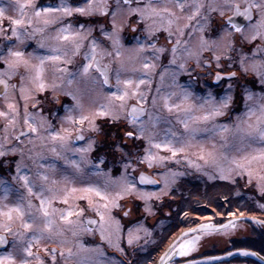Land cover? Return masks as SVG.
Returning a JSON list of instances; mask_svg holds the SVG:
<instances>
[{"label":"snow or ice","instance_id":"6c2138e0","mask_svg":"<svg viewBox=\"0 0 264 264\" xmlns=\"http://www.w3.org/2000/svg\"><path fill=\"white\" fill-rule=\"evenodd\" d=\"M159 0H148L141 6L142 0H115V9L109 7L107 0H60L59 4H42L37 3V0H16V9L18 16L16 18L9 17L10 28L5 27L2 23L4 10L0 9V62L5 67L0 70V96H2L6 110H0V118L4 120L2 137L3 143H0V157L12 154L19 155L20 160L16 162V175L13 179H19L22 182L23 189L27 192L26 198L23 194L17 193L16 203L8 205L0 202V218H4V222H0V231L7 235H0V248H3L11 243L12 248L17 247L18 242H27V246L23 247L22 251L26 253V257L21 258L19 264H29V259L33 257V244H39L42 241L55 242V238L62 233L54 231L55 218L66 225H73L79 222V218L83 216L85 209L76 207L69 203L70 199L79 192L82 193L80 200H87L88 210L95 209L96 214L100 216V233L101 240H107L109 246H114L119 252L124 253L125 249L119 243L120 231L119 221H115L116 230L105 236V214L101 212V205L94 203L91 199L92 195L99 197L105 201L103 208L110 211L111 208H119L117 203L125 195L135 193L137 198L145 202L144 212L151 214L153 205L149 203L153 198L160 199L169 194L168 189L177 175L170 171L160 173L156 172L157 167H163L165 161L175 160L179 163V157L184 155V159L189 166H194L198 170L203 166L211 165L218 169L222 180H232L235 182V176L241 178L247 177L248 183L252 184L255 180L257 190L261 197H264V58L257 59V54H264V47L258 46L252 50V55L249 56L244 48L245 42L252 43L258 37L264 41V0H244V7L235 0H209L207 8L211 12H219L221 18L224 17V11L230 9L232 16L227 19H221L219 22H214L212 31L215 38L206 40L202 35L199 41V50L195 53L197 67H200V52L208 51L212 53L211 60L205 61L202 65L205 68H210L212 63L216 65L215 80L222 82L228 80V86L219 100L208 93V99H203V103H192L193 93L188 91L176 81V76L179 72L185 71L190 74L191 69H187L184 63H180L174 72L171 73L172 84L179 91L166 92L161 95L159 86L156 88V94L152 95L151 104L152 110L146 107L150 92L142 90L143 85H151V74L154 73L157 65L149 62L145 55V48L151 49L148 55H151L154 61H158L162 54L166 53L167 49L164 46L157 47L156 41L159 39L154 34L150 25H145L143 31L147 33L144 37V42L141 43V37L136 36L134 39L139 44L138 56L129 57L125 61L122 57L121 44V29L129 20L122 21L119 25L117 22L118 15H121L124 8L129 17L138 18L137 25L159 16L161 13L168 14L167 23L169 26L173 22L179 23L180 17L169 7L164 6L158 8L154 6ZM133 3L136 7H133ZM175 6L182 12L191 10V14L185 18L188 21L196 20V24L186 23L183 27L177 28V32L182 37L188 35L189 38L193 32H185V29L193 28V31H204V24L201 23L200 13L205 8L202 0H175ZM253 9L256 10L258 19L253 24L254 19ZM111 16V31L108 30L106 24L96 21L93 23L92 18L98 16ZM79 17L89 18L87 22H83ZM235 17H243L247 21L248 26L252 29L251 35L245 34V25L243 22H237ZM67 18V19H66ZM206 20V17L204 18ZM34 22L38 27H33ZM51 25H58L55 29L56 35L53 40L59 41L58 45L49 47V52L46 55H35L28 53L21 48L25 45V39H32L36 33L43 34ZM99 28V35L104 38V41L111 42L112 51H107L104 41L99 40L92 35L94 28ZM32 28L29 32L28 29ZM142 29L133 26V33L139 32ZM11 35H8V32ZM164 31L168 32L167 40L170 43L173 33L169 28ZM239 34V46H237V36ZM15 38V43H13ZM87 43V50L83 52V60L76 65L75 71H69L67 65L73 64L81 49ZM181 41L178 39L171 48L172 59L170 65H176V57ZM7 48L5 52L4 49ZM40 48H45L43 40L39 42ZM224 48L226 54L223 56V61L228 62V67L236 66V59L239 57V72L241 77L252 72L256 76L255 81H248L251 87L244 88V108L245 111L238 115L236 120L230 126L227 123H220L217 118L224 117L231 111H234V106L238 101L232 95L233 83L237 79V72H230L227 76H222V57L216 54L217 48ZM189 56L193 55L187 48L184 49ZM234 54V55H233ZM105 56L116 63L113 69L110 63L102 64L101 61ZM35 59L38 63L33 64L31 61ZM50 62L53 71V82L45 83L44 72L46 63ZM139 64V67H129V64ZM23 68L24 72L19 70ZM24 73H34L29 79L35 86V91L45 92L46 89H51L53 92H63L65 96L71 97L74 101L72 105L64 104L65 116L61 120L62 127L59 131L54 130L49 125L45 131L48 137L54 142L52 151L58 156L64 150L72 149L76 141H84L87 139V147H77L73 150L80 153L78 159H73L71 165L74 169L73 175H64L62 181L49 178L47 172H40L39 168H45L46 165L39 164L36 176L39 177L41 183L39 190L33 179H30L27 166L23 163L25 159V149L22 142L26 138H32L40 135V128L35 124L28 110V104L31 101L40 103V101L32 94V90L26 91L24 87ZM95 73V75L93 74ZM115 84H110L113 76ZM128 73H131L130 75ZM20 76V100L24 102L23 125L20 130H17L20 125L21 114L20 105L14 97L10 98L9 89L15 90L17 85L9 84V79L13 76ZM6 77V78H5ZM90 80L92 84L100 89L108 87V92L105 97L106 103L98 104L94 108L85 110V102L83 94L79 89L72 90L71 86L78 84L81 79ZM163 79V73H161ZM259 87V92H254L252 88ZM114 89V90H113ZM175 98V99H173ZM134 100L135 103L130 104L129 101ZM178 101V102H177ZM35 103L33 107H35ZM162 107L169 114L175 112L182 115H177V123L182 125L183 133L172 131L171 122L167 120L169 127L166 128L162 135L156 131L157 126L164 120L158 112L153 110L157 107ZM145 117L147 119L145 120ZM97 119H106L111 123L124 122V137L129 140H146L148 146L144 149L143 157H137L138 163L146 164L149 169L153 170V174L160 177V181L152 178V175L147 174L143 170L139 171V175L135 176L128 173L127 169L132 165V161L124 165L125 171L117 178H107L104 181L103 187L96 183L86 182L82 179L87 175L89 169H95L94 174H102L103 170L99 165L106 164L103 156L88 157L89 153L96 141L91 137H85L84 132H99ZM87 124L85 129L83 125ZM40 127H43L41 125ZM75 131V136L72 133ZM198 132L208 134L214 138L219 136V142H211L200 140L197 137ZM160 136L159 139L157 137ZM43 139V137H41ZM15 142V143H13ZM58 142L60 151H57L55 143ZM31 143V139H29ZM256 146V147H254ZM119 149V145H116ZM156 149V152H153ZM192 156H195L197 161H203L202 166L196 163L189 155L190 150ZM159 150L171 153L170 156L160 155ZM29 159L32 157L29 156ZM123 159V157H122ZM51 186H47L49 184ZM138 181V183H137ZM86 183L85 187H68L75 183ZM163 183V188L159 192H145L139 185H156ZM63 184V188H57L58 184ZM116 189L114 194L109 189ZM5 193L3 199H7L9 188H3ZM62 193V195L58 194ZM51 194V195H48ZM35 196L39 199V207L37 208L30 197ZM59 200L60 203L69 205L67 208H57L53 206V201ZM264 209V204L259 205ZM6 209V210H5ZM15 214V215H14ZM127 215V212H125ZM243 212H241V216ZM77 217L74 221L71 217ZM187 216V213H185ZM111 219V216H109ZM19 221V227L23 231H13L12 225ZM96 223L93 220L84 221L85 225ZM235 221H229L228 224L214 225L212 223L198 224L195 227L187 228L180 232L178 236L168 245L163 254L160 255L156 264H171L173 256L188 257L189 254L196 250L197 242L200 236L193 235L194 233H204L222 230L234 226ZM42 225V226H41ZM86 231L91 232V228L85 227ZM146 231V230H145ZM76 233L73 232V235ZM150 235V233H149ZM7 236L13 239L9 241ZM115 236V243L113 237ZM140 239L139 235H134L129 229L127 243L129 246ZM63 243V242H61ZM83 249V246H80ZM46 254L50 255L52 264H57L56 249H45ZM241 256H253L264 264V256L259 252L241 250L238 252ZM75 253L69 248L66 251L61 248L59 256L62 259H72ZM100 255H103L101 252ZM232 255V253H229ZM37 264H44L43 260L35 257ZM218 259V258H210ZM0 264H16L14 252L8 251L0 254ZM78 264H94V261L89 257L81 258ZM118 264H124L119 261ZM182 264H207L205 261H196L193 259H185Z\"/></svg>","mask_w":264,"mask_h":264},{"label":"rangeland","instance_id":"374dc122","mask_svg":"<svg viewBox=\"0 0 264 264\" xmlns=\"http://www.w3.org/2000/svg\"><path fill=\"white\" fill-rule=\"evenodd\" d=\"M60 0H37V3L42 4H59ZM70 2H74V0H70ZM110 8L115 9V0H107ZM148 0H142L141 6L144 3H147ZM205 4V8L201 10L200 19L201 23L204 24V31L200 32L199 30L193 31V28L185 29V32H193L191 38L188 35L180 36L177 32V28L183 27L184 24L190 23L192 25L196 24V20L188 21L185 17L191 14V10H187L182 12L179 8L175 6V0H159L154 6L158 8H162L164 6L169 7L172 11L176 13V16L180 17L179 23L173 22L171 26L168 25V14L161 13L159 16H155L150 20H147L139 25H137V19L129 17L127 15L126 8L127 6H123L124 10L121 15H118L117 22L118 25L124 21L129 20L130 23L124 25L121 29V44H122V54L123 59L128 61L129 57H137L139 44L134 39V37H141V43L144 42V37H146L147 33L143 31L145 25H150L154 31V34L159 37L156 41L157 47L164 46L167 51L162 54L158 61H154L151 55H148L151 52V49L145 48V55L149 62L156 63L157 67L153 74H151V85H143L142 90L144 92H150L148 96V103L146 107L152 110L151 98L152 95L156 94L157 86L161 89V95L166 92L171 91H179L175 85L172 84V76L171 73L176 70L180 63H184L187 69H191L190 74L185 71H181L176 76V81L179 85L186 88L188 91L193 93L192 103L199 104L203 103L204 99H208V93L211 92L212 96L219 100L220 96L224 94L225 89L228 86L229 81L223 80L215 81L216 75V65L215 62L212 63L210 68H205L202 65L204 61L211 60L212 53L208 51L200 52V67H197V62L195 58V53L199 50V41L200 37L203 35L206 40L215 38V34L212 31V26L214 22H219L221 19H224L225 16L232 13L230 9H226L224 11V17L221 18L219 12H211L208 10L207 5L209 0H202ZM218 2H222V0H218ZM235 2L240 3V5H244V0H235ZM133 7H136V4L133 3ZM0 9L4 10V17L2 19V23L5 27L10 28L11 25L9 23L8 18L13 17L16 18L18 16V12L16 9V0H0ZM254 10V19L252 21L253 24L256 23L258 16L256 15V10ZM206 17V20L204 19ZM67 19V18H66ZM79 19H84L83 22H87L89 18L87 17H79ZM82 21V20H81ZM93 23L99 21V23L106 24L109 31H111V16L103 17L98 16L92 18ZM40 25H36L34 22L33 27H38ZM133 26L140 27L142 30L136 33L131 31ZM58 25H51L48 29L45 30L43 34L36 33L35 37L32 39H25V45L21 48V50L25 51V55L28 53H34L35 55H46L49 52V47L53 45H58L60 42L52 39L56 35L55 29ZM165 28H169V30L173 33L171 37V42L169 43L167 40L168 32L164 31ZM245 34L251 35L252 29L248 26V23L245 25ZM29 32L32 31V28L28 29ZM8 35H11V32H8ZM92 35L96 36L99 40L104 41V38L99 35V28L96 27L92 31ZM237 36V46H239V34L234 33ZM180 40V46L178 48L177 57H176V65H170L169 61L173 58L171 53V48L177 40ZM3 40V37H0V41ZM43 40L46 47L40 48L39 42ZM13 43H15V38H13ZM104 45L107 48V51H112L111 42L104 41ZM258 46L264 47V41H262L259 37L252 41V43L245 42L244 48L249 56L252 55V50L257 48ZM187 48L189 51L193 53V55L189 56L184 49ZM87 50V43L85 47L81 49V52L74 57L73 64L67 65L69 71H75L76 65L81 63L83 60V52ZM4 51H7L5 47ZM216 54L221 55L222 57V76H227L230 72H237V79L233 80L232 83L234 85L232 95L238 101V103L234 106V111L229 112L224 117L217 118L220 123H227L230 126L236 120L237 116L242 114L245 111L244 108V88L251 87L248 84V81H255L257 78L254 73L249 72L246 76L241 77V73L239 72V57L236 59L235 67H228V62L223 61V56L229 53H226V50L222 47L216 49ZM234 55V54H233ZM264 58V54H257V59ZM31 63H38L37 60L33 59ZM102 64L110 63L111 67L114 69L117 65L114 61L110 60L108 56H105L101 61ZM139 67V64H129V67ZM5 65L0 62V70H3ZM21 73L24 72L23 68L19 70ZM161 73H163V79H161ZM95 75V73H93ZM129 75L131 73H128ZM25 81L24 87L27 90L31 89L32 94L40 101V103H35V101H31L28 104L29 113L32 116L35 124L40 128V135L32 138H26L22 142V146L25 149V159L23 163L27 166L28 174L30 179H33L37 184V190H39V185L41 183L38 176H36L37 169L39 168V164L46 165L45 168H39L40 172H47L49 175L50 181L51 179H56L57 181H62V177L64 175H73L74 169L71 165V161L73 159H78L80 153L74 151V148L77 147H87L88 141L87 139L84 141L75 142L72 146V149L64 150L61 155H57L51 149L54 146V142L48 137L45 129L51 125L50 116L55 114L57 127L54 129L59 131L62 127L61 120L65 116V110L63 105H72L74 101L69 96H65L63 92H50L42 94L41 97L39 93L41 92L35 91V86L31 83L29 76L34 75V73H24ZM110 76H113L110 73ZM10 80L16 82V89H9L10 98L14 97L17 101H19L20 105V114L21 120L20 125H18L17 130L23 125V112H24V102L20 100V76H13ZM44 80L45 83L51 84L53 82V71L51 67V63L48 62L45 65L44 72ZM110 84H115L114 76L110 80ZM72 90L79 89L83 94V99L85 102V110H89L90 108H94L98 104L106 103V95L108 92V87L106 86L104 89H100L98 86L91 83L90 80L81 79L78 84H73L71 86ZM50 89V88H49ZM48 89H46L47 91ZM114 90V89H113ZM254 92H259V87L252 88ZM175 99V98H173ZM135 103L134 100L129 101V103ZM178 102V101H177ZM35 103V107L33 104ZM0 110H6L5 102L0 97ZM154 113L158 112L161 117H164V120H161L159 125L156 128V131L162 135L163 131L169 127V124L166 122L170 120L172 131H176L178 133H183V127L179 123H177L176 116L182 115L178 113L169 114L167 111L163 110L162 107H157V109L153 110ZM147 117H145V120ZM0 123L4 125V120L0 118ZM96 123L99 125V132H88L85 131V137L91 136L95 141V145L92 150L87 153L88 157H97L103 156L105 158L106 164L99 165L100 169L103 170L102 174H94L96 172L95 169H89L87 175H84L82 179L86 182H92L98 184L100 187H103L104 181L111 177L115 179L119 177L124 171V165L128 163L129 160L132 161V165L127 169L128 173L135 175L140 170H146L147 172H152L153 170L149 169L146 164H139L137 157H143L144 149L148 146L146 140H129L124 137V122L120 121L118 123H111L106 119H97ZM43 125V127H40ZM52 127V125H51ZM85 129L88 128V125H83ZM75 134L73 130L72 135ZM43 137V139L41 138ZM197 137L200 140L208 141L209 144L211 142H219V136L214 138L210 137L208 134L203 132H198ZM160 136L157 137L159 139ZM29 139H31V143H29ZM15 143V142H13ZM116 145H119V149H117ZM57 147V151H60L58 142L55 143ZM256 147V146H254ZM156 149H153V152H156ZM195 149L190 150L189 155L196 162L204 165L203 161H197L195 156H192V152ZM160 155L170 156L171 153L165 152L163 150H159ZM32 158L29 159L28 157ZM56 156V157H55ZM54 157L56 159H54ZM123 157V159H122ZM20 160V156L15 160V169L16 162ZM54 170V178L52 177V171ZM156 172L164 173L167 171L177 173L174 182H172L169 186L167 196H163L160 199L153 198L149 201L153 205V211L151 214L144 212L145 202L137 198L135 193L131 195H125L117 203L120 205L119 208H111L110 211H106L102 206L105 201L100 200L99 197L92 195L91 199L94 203H99L101 205V212L105 214V236H108L110 233L115 232L116 224L115 221H119L120 231L118 233L120 240L125 241L127 243V237L129 233V229L132 230L134 235H139L140 239L133 244L136 246L135 250L137 256L134 258V262L131 264H151L153 259L155 258L158 251L156 247H163L164 249L170 243V241L185 227L190 226L191 224H200L206 222L219 223L231 216L241 215H249L255 216L258 219L262 220V223H254L251 221H237L234 226L228 227L218 231L212 232H204V233H194L193 235L200 236V240L197 242L196 250L191 252L188 257H180L174 256V258H178L179 260H184L187 258L207 255L212 253L213 251L222 252L229 248H232L235 240H243L240 244H248L260 246L264 243V209H262L259 205L264 204V197H261L259 191L257 190L255 180H253L252 184L248 183L247 177L241 178L239 176L235 177V182L232 180H222L219 178L220 173L217 168L207 165L203 166L202 169H197L194 166H189L188 162L184 159V155L181 154L179 157V163L175 160H169L164 162L163 167H157L155 169ZM15 174H11L13 178ZM157 176V175H156ZM159 177V176H157ZM191 181H188L187 179ZM160 179V177H159ZM49 184L47 186H51ZM226 181L231 182L236 187H229L224 184H213V182ZM16 183V184H15ZM248 185V188L244 189L241 187V184ZM212 184V185H208ZM86 183L77 182L74 185H69L68 187H85ZM163 183L157 188H147L140 187L145 192H159L160 188H163ZM9 188V192L7 193V199L4 200L3 197L5 193L3 192V188ZM57 188H63V184H58ZM110 192L114 194L116 189H109ZM23 194L26 198L27 192L22 187V182L17 178L14 181L10 180L9 183H5L4 178H0V202L14 205L16 201L17 193ZM62 195V193H58ZM51 195V194H48ZM82 193L77 192L73 198L70 199L69 203L76 207L78 211L80 208L85 209L83 216L86 215L87 211L90 214H94L98 218V223L96 224L94 230L91 232L84 230L85 228L82 226L83 216L79 218V222L73 225H66L62 223L58 217L55 218L54 222V231H59L62 234L55 238V242L42 241L39 244H33L32 252L33 257L28 258L29 264H37L35 259L36 256H39L44 264H52L51 258L49 254H46L45 249H49L52 245H56L58 249L57 253V261H61L64 264H67L69 261H73L75 264H78V261L81 258L89 257L94 261V264H118L119 261H123L121 257H117L115 253H108L104 250L103 245L107 247L115 248L114 246H109L107 240H101L100 233V216L96 214L95 209L88 210V202L87 200H83V205L79 202L80 199H76L75 197H79ZM33 204L38 208L39 207V199L35 196L30 197ZM34 199V200H33ZM55 201V202H54ZM54 207L57 208H67L69 205H65L60 203L59 200H54ZM85 206V207H84ZM129 206V211L127 216H123V211L125 207ZM6 210V209H5ZM187 213V216H185ZM15 215V214H14ZM242 215V216H243ZM111 216V219H109ZM72 220L76 221L77 217H71ZM0 222H4V218H0ZM42 226V225H41ZM13 231H23L19 227V221H16L12 225ZM146 230V231H145ZM73 232L76 234L73 235ZM150 233V235H149ZM84 234L88 236L87 239H84ZM13 238L9 236V241ZM63 242V243H61ZM113 242L115 243V236L113 237ZM254 243V244H253ZM128 244V243H127ZM83 246L81 249L80 246ZM27 246V242H18L17 247L15 249L12 248L11 243L4 250L0 251V254L6 253L8 251L14 252V258L16 260V264H19L21 258L26 257V253L22 251L23 247ZM63 248L65 251L69 248L72 249V252L77 254L72 259H62L59 256L60 250ZM163 249V250H164ZM117 250V249H116ZM118 251V250H117ZM103 255H100V253ZM119 252V251H118ZM145 252L141 257L138 256V253ZM120 253V252H119ZM121 254V253H120ZM161 254V253H160ZM158 258V257H157ZM125 264V263H124ZM154 264V263H153ZM219 264H253L246 261L235 260L227 263H219Z\"/></svg>","mask_w":264,"mask_h":264},{"label":"flooded vegetation","instance_id":"af4514ba","mask_svg":"<svg viewBox=\"0 0 264 264\" xmlns=\"http://www.w3.org/2000/svg\"><path fill=\"white\" fill-rule=\"evenodd\" d=\"M245 5H241V8H243ZM230 15V14H229ZM227 15V16H229ZM224 19H226V17ZM253 16H254V10H253ZM190 24V23H189ZM247 24V21L244 22V25ZM176 43V42H175ZM173 43V44H175ZM205 63V61H204ZM6 78V77H5ZM216 81V80H215ZM9 84H15L16 85V82L15 81H12L9 79ZM51 89H48L47 91L45 90V92L43 93H39V96L41 97L42 94H45V93H49ZM1 97V96H0ZM134 103V102H133ZM131 104V103H130ZM50 119V122H51V125H52V128L55 129L57 127V124H56V118H55V114L53 116H50L49 117ZM3 128V124L0 123V129ZM19 131V130H18ZM4 133L2 130H0V143H3V140H2V137H3ZM75 136V134L73 135V137ZM76 142H79V141H76ZM56 157V156H55ZM54 157V159H56ZM18 158V154L17 155H12V154H9V155H6V156H3V157H0V178H4L5 179V183H9L10 180H15L11 177V174H15L16 171H15V160ZM55 169H53L52 171V177L54 178V172ZM144 172H146L147 174H150L152 175V177L154 179H156L157 181H160L159 177H157L156 175L152 174V172H147L146 170H143ZM139 174V171L138 173H136V176H138ZM187 179L188 181H191L189 180L188 178H185ZM138 183V181H137ZM16 184V183H15ZM139 185V184H138ZM161 185V182L156 184V185H139L140 187H147V188H157ZM34 200V199H33ZM55 202V201H54ZM53 204L55 205L56 203ZM79 202L83 205L84 201L83 200H79ZM85 205V203H84ZM85 207V206H84ZM129 206H126L125 207V210L123 211V216H127L125 215V212H127L128 214V211H129ZM86 215L83 216V220H82V226L85 228H91L92 230H94L96 224L98 223V218L94 215V214H90L88 211L87 213H85ZM90 217H95L96 218V224L93 226V227H89L88 225H85L84 224V221H87ZM87 232V231H86ZM0 234L2 235H7L6 233H3L2 231H0ZM88 236L84 234V239H87ZM7 239L9 240V236H7ZM9 245L5 246L4 248L0 249V251L4 250L6 247H8ZM121 246L125 249V252L124 253H119L116 248H111V247H107L106 245H103V249L106 250L108 253H115V255L117 257H121V259L123 260V262L125 264H131V262L133 263L134 262V258L137 256V253H136V246L133 244L131 246H129L125 241H121ZM55 248L56 250L58 249V247H56V245H52L50 247V250ZM141 253V252H140ZM155 263V262H154ZM57 264H64L62 263L61 261H57ZM67 264H75L73 261H69Z\"/></svg>","mask_w":264,"mask_h":264},{"label":"water","instance_id":"95a60500","mask_svg":"<svg viewBox=\"0 0 264 264\" xmlns=\"http://www.w3.org/2000/svg\"><path fill=\"white\" fill-rule=\"evenodd\" d=\"M243 9V8H241ZM232 16V13L226 17V19L228 17ZM237 22H246L244 21V18L243 17H235L234 18ZM0 90H2V86H0ZM133 104V103H131ZM139 175V174H138ZM153 178V177H152ZM154 179V178H153ZM88 220H93V221H96V218L95 217H90ZM229 221H251V222H255V223H262L263 221L258 219L257 217L255 216H249V215H236V216H231L229 217L228 219L224 220L223 222H220V223H212L214 225H221V224H228ZM206 223H209V222H206ZM96 223L94 224H91V225H88L89 227H93ZM200 224H203V223H200ZM198 225V224H197ZM196 225L192 226V227H195ZM190 228V227H189ZM187 228L183 229V230H186ZM182 230V231H183ZM181 232V231H180ZM180 232L176 235L178 236L180 234ZM2 235V234H0ZM175 236V237H176ZM175 237L170 241V243L175 239ZM169 243V244H170ZM168 244V245H169ZM168 245L166 246V248L168 247ZM4 248V247H3ZM165 248V249H166ZM2 249V248H0ZM164 249V250H165ZM164 250L161 252V254H163ZM241 250H246V251H253V252H256L252 249H249V248H244V247H238V248H234V249H231V250H228V251H225V252H221V253H215V254H207V255H202V256H197V257H192V258H187V259H193V260H196V261H205L207 262V264H219V263H223V262H226L234 257H241V258H245V259H250L252 261H255L256 263L258 264H261V261L259 259H257L256 257H253V256H241L238 254L239 251ZM229 253H232V255H229ZM160 254V255H161ZM160 255L158 256V258L156 259V261H158ZM261 255V254H260ZM262 256V255H261ZM218 258V259H210V258ZM174 259V256L172 257V260ZM171 260V264H182V262L185 260H180V261H177V262H172ZM156 261L154 264H156Z\"/></svg>","mask_w":264,"mask_h":264},{"label":"trees","instance_id":"16d2710c","mask_svg":"<svg viewBox=\"0 0 264 264\" xmlns=\"http://www.w3.org/2000/svg\"><path fill=\"white\" fill-rule=\"evenodd\" d=\"M82 21H84V19H81ZM213 184H224V185H226V186H229V187H236L237 185L235 184H233V183H231V182H226V181H219V182H213ZM241 184V183H240ZM208 185H212V184H208ZM241 187L244 189V187L245 188H248V185H246V184H241ZM223 222V221H222ZM220 223V222H219ZM255 223V222H254ZM195 224H191L190 226H187V227H185V228H189V227H192V226H194ZM184 228V229H185ZM263 234V236H264V233H262ZM243 240H235L234 241V243H233V245H231L232 246V248H229V249H227V250H225V251H228V250H231V249H234V248H238V247H244V248H249V249H252V250H254V251H256V252H259L262 256H264V243L262 242V244L263 245H260V246H255V245H248V244H240L241 242H242ZM254 244V243H253ZM161 247V246H160ZM160 247L158 248V247H156L155 246V248L158 250V251H155L154 253H157L156 254V256H155V258L153 259V262L151 263V264H153L155 261H156V259H157V257L160 255V253L163 251V247L160 249ZM225 251H222V252H225ZM215 253H221V252H218V251H213L212 253H209V254H215ZM145 254V252H141V253H138V256H142V255H144ZM235 260H241V261H246V262H250V263H253V264H258V263H256L255 261H252V260H250V259H245V258H241V257H234V258H232V259H230V260H228V261H226V262H223V263H227V262H232V261H235ZM177 261H180L178 258H174L173 260H172V262H177Z\"/></svg>","mask_w":264,"mask_h":264}]
</instances>
